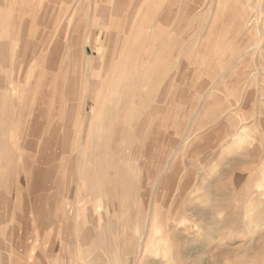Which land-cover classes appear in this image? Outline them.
Masks as SVG:
<instances>
[{"label":"rangeland","instance_id":"374dc122","mask_svg":"<svg viewBox=\"0 0 264 264\" xmlns=\"http://www.w3.org/2000/svg\"><path fill=\"white\" fill-rule=\"evenodd\" d=\"M116 1L0 0V42L10 44L0 73L12 75L0 84V264H264L254 188L264 175V2L128 0V25L114 20ZM230 9L253 16L248 42ZM59 30V54L26 61L28 39L53 43ZM117 46L109 75L104 56ZM47 78L74 89L36 122L29 110ZM90 98L104 115L80 119Z\"/></svg>","mask_w":264,"mask_h":264},{"label":"bare ground","instance_id":"6f19581e","mask_svg":"<svg viewBox=\"0 0 264 264\" xmlns=\"http://www.w3.org/2000/svg\"><path fill=\"white\" fill-rule=\"evenodd\" d=\"M217 1V0H216ZM251 1V3H249V2H247V0H245L244 2H247V3H249L248 5H252L251 6V8H253V10L255 9L254 7H256V5L257 4H259V3H261V2H264V0H250ZM11 2V1H10ZM76 2V1H75ZM217 3V2H216ZM221 3V2H220ZM231 3V2H230ZM18 4V3H17ZM46 4V3H45ZM128 4H129V1L128 0H117L116 1V4H115V7H114V11H115V13H114V20H118L119 19V17L120 16H122L123 15V18H125V23L126 24H128L129 25V23H130V18L131 17H128V15H127V10H126V8H127V6H128ZM223 4V3H222ZM232 4V3H231ZM227 5H228V3H227ZM262 5V4H261ZM221 6V5H220ZM219 6V7H220ZM225 6V5H224ZM230 7V6H229ZM7 8V7H6ZM16 8V7H15ZM51 8V7H50ZM50 8L47 6L46 7V13H45V16L43 15V17H42V19L41 20H43V24L45 25V27H48L49 28V26H51V25H49L50 24V20L49 19H46L47 17H48V15H47V13L49 12V10H50ZM70 8V7H69ZM73 8V7H72ZM223 8V7H222ZM257 8H258V6H257ZM264 8V7H263ZM224 10V9H223ZM223 10H221L220 9V13H222V11ZM225 10H227V9H225ZM256 10V9H255ZM230 12H231V9L229 10ZM264 11V10H263ZM207 12V11H206ZM216 12H219V9L216 11ZM223 12H225V11H223ZM241 13V11L240 10H238L237 12H236V15H235V12L233 13V11L230 13V18H234V19H236L237 17H238V21H240V22H242L241 24V26L239 25L240 24V22H239V24L238 25H236V27L237 28H235L236 29V31H240L242 34H245V39L243 40V41H247L248 42V40H249V38H250V31H248V32H246L245 30L247 29V27H248V22L249 21H252V20H254L253 19V16H252V19H251V17L249 18V19H247L246 21L244 20V19H242L241 17V15H240V13ZM256 12V11H255ZM190 13V12H189ZM188 13V14H189ZM226 13V12H225ZM225 13H224V15L223 14H221L222 16H224V18H225ZM251 13V12H250ZM60 14H62V13H60ZM64 14V13H63ZM218 14V13H217ZM69 15V14H68ZM206 15V14H205ZM220 15V14H219ZM257 15V14H256ZM256 15L254 16L255 18H256ZM65 16V15H64ZM63 16V17H64ZM257 16H259V15H257ZM59 17V16H58ZM63 17H61L62 18V20H63ZM68 17V16H67ZM72 17V16H71ZM172 17V16H171ZM218 17V16H217ZM247 17V16H246ZM28 18V17H27ZM122 18V17H121ZM205 18H206V16H205ZM216 18V17H215ZM223 18V19H224ZM233 18H232V20H233ZM31 19V18H30ZM60 19V18H59ZM66 19V18H65ZM69 19H70V16H69ZM151 19V18H150ZM54 20V19H53ZM140 20V19H139ZM217 20V19H216ZM231 20V21H232ZM257 20V19H256ZM57 21V20H56ZM66 21V20H65ZM121 21H122V19H121ZM245 21V22H244ZM51 22H52V20H51ZM55 22V21H54ZM123 22V21H122ZM262 22V21H261ZM56 23V22H55ZM257 23V22H256ZM258 23H260L259 21H258ZM24 24H25V22H24ZM41 24V23H40ZM64 24V23H63ZM126 24L124 25V27L125 28H127V26H126ZM23 25V24H22ZM59 25H61V24H59ZM257 25H260V24H257ZM138 26V25H137ZM57 27H58V25H57ZM147 27H150V26H148L147 25ZM262 27H264L263 25H262ZM25 28H26V26H25ZM28 28V27H27ZM47 28V29H48ZM59 28V27H58ZM58 28H57V30H56V32L58 31ZM146 28V27H145ZM254 28V27H253ZM64 29V28H63ZM97 29V28H96ZM101 29H103V27L101 28ZM122 29V27H120V28H118V30H116L117 32H116V34H114L113 33V35H112V33L110 34H108V36H109V39L107 38V41H108V45L110 46V45H115V42L117 41V39H119V36H120V30ZM55 30V29H54ZM92 30V29H91ZM231 30V29H230ZM250 30V29H249ZM60 31H62V30H59V33H58V37H56V39L54 40V42L52 43V38H50L49 40L48 39H46V37L44 36L39 42H37V43H35V42H28V40H27V42L26 43H24V46H25V51H26V55L29 53L30 54V56H29V58L26 60L27 62L29 61H31V60H33V59H36V60H38L39 58H42V53L43 52H48L47 53V57H46V59L49 57L50 58V56L52 55H54V54H59V52H61V49L64 47V44H63V42H62V39L61 38H65V37H63V36H61V34H62V32L60 33ZM93 31V30H92ZM143 31V30H142ZM261 31V30H260ZM263 32H264V29L262 30ZM50 32H52L51 30H50ZM111 32H113V31H111ZM241 33H240V35H241ZM262 33V32H261ZM50 34V33H49ZM55 35V34H54ZM93 35V34H92ZM106 35V34H105ZM261 35V41H263V45H262V47H263V49H264V36H262V34H260ZM91 36V35H90ZM49 37V36H48ZM77 37H78V34H77ZM80 37V36H79ZM54 38V37H53ZM95 38V37H94ZM244 38V37H243ZM77 39V40H76ZM91 39V38H90ZM90 39H87V38H85V40L83 39V42H85V44H87L88 46H90L91 47V50L95 53V52H100V50H99V48H97V46H95L94 44V41L92 40L93 39V37H92V39L90 40ZM239 39V38H238ZM116 40V41H115ZM120 40V39H119ZM118 40V41H119ZM26 41V40H25ZM78 38H76V29H75V33H74V36H73V38L71 39V42H70V48H71V50L73 51V54H74V57H75V60H77L79 57H78V52H76V45L78 44ZM242 41V40H241ZM52 44V45H51ZM106 44V43H105ZM208 44L210 45V42H208ZM9 42H7V41H3V42H0V71L2 70V68L4 67V66H6L8 63H9V61H8V52H9ZM79 45V44H78ZM107 45V44H106ZM50 46V47H49ZM108 46V47H109ZM116 46V45H115ZM107 47V46H106ZM206 47H208V45L206 46ZM239 47V46H238ZM241 47H244V45L243 46H241ZM85 48H86V46H85ZM232 48V47H231ZM74 49V50H73ZM113 49H114V47H113ZM119 46H117L116 48H115V51H114V53H111V54H108L107 56H104V58H105V63L104 64H107L108 65V68H109V64H112V62L115 60V58L117 57V52L119 51ZM241 49V48H240ZM235 51V50H234ZM237 51V50H236ZM107 53V52H106ZM105 53V54H106ZM237 53V52H236ZM37 56H39V57H37ZM90 56V55H89ZM264 56V55H263ZM38 58V59H37ZM61 58V57H60ZM90 58V57H89ZM94 58V57H93ZM92 58V59H93ZM46 59H45V61H46ZM57 59H59V58H57ZM128 59V58H127ZM126 59V60H127ZM49 60V59H48ZM48 60H47V62H48ZM25 61V60H24ZM89 61V60H88ZM50 62V61H49ZM58 62V61H57ZM56 62V63H57ZM90 62V61H89ZM245 62V61H244ZM12 63V62H11ZM55 63V64H56ZM65 63V62H64ZM10 64V63H9ZM50 64H51V62H50ZM52 64H53V62H52ZM57 65H58V63H57ZM52 67V66H51ZM107 67V66H106ZM64 68V67H63ZM61 66H57V68H54L53 67V70H57L58 69V71L61 73V71H62V69H63ZM94 70V69H93ZM106 70H107V68H106ZM111 69L109 68L108 69V71H110ZM57 71V72H58ZM65 71V70H64ZM67 71H68V69H67ZM67 71H65V72H67ZM92 71V70H91ZM108 71H106L107 72V74L106 75H108ZM105 72V73H106ZM5 73V72H4ZM59 74V73H58ZM58 74H56V76L58 75ZM111 74V71H110V73H109V75ZM6 75V74H5ZM67 75H68V73H67ZM105 75V76H106ZM109 75L108 76H106V77H109ZM116 75V74H115ZM115 75H114V78H116L115 77ZM118 75V74H117ZM104 76V78L102 79V80H104L106 77ZM113 76V75H112ZM12 75H10L9 74V76L6 78L5 76H3L1 73H0V84L1 83H4V82H6V81H8V85H9V82L10 81H12ZM247 78V77H246ZM238 79H240V80H245V77H244V74L243 73H240L239 74V76H238ZM106 80V79H105ZM104 80V81H105ZM240 80H237V81H235V83L237 84L238 82H240ZM117 82V81H116ZM246 82H249V80L248 79H246V81L244 82V84L243 85H245V83ZM101 83V82H100ZM112 83V82H111ZM110 83V84H111ZM114 83V82H113ZM243 83V82H242ZM109 84V85H110ZM235 84V85H236ZM69 85H71V84H69ZM113 85V84H112ZM103 86V85H102ZM246 86V85H245ZM6 87H7V85H6ZM90 87V88H89ZM238 87H240V86H238ZM10 88V87H9ZM73 87H72V85L70 86V89L68 88V89H66V87H64V85H62V84H60V83H54L53 82V80L51 79L50 81H49V78H47V79H43L42 81H41V85H40V90H39V93H40V98H38L37 99V101L35 102L36 103V105H37V109H35L34 110V108L31 110H29L30 111V113H32V111H34V115L35 116H37L36 118H35V121L36 122H43L42 121V119L44 118V117H46L47 119H48V117H47V115H54V114H56V113H60V111L62 110V108H61V105L59 106V108H56L55 106H54V104H55V102H57L58 100H61L62 98H64V96L66 95V93H68V94H70L71 92L73 93V89H72ZM101 88H103V87H101ZM111 88V86L109 87V89ZM6 89V88H5ZM93 89H94V86H91V85H88L87 87H86V93H85V99L87 98V95L88 94H90V93H92L93 92ZM99 90H98V96L96 95V97H99V96H101V93H102V90L100 91V88H98ZM108 89V90H109ZM7 90H8V87H7ZM12 90V89H11ZM247 90V89H246ZM110 91V90H109ZM108 91V92H109ZM244 93H245V91H243ZM263 93V92H262ZM242 94V93H241ZM5 95V94H4ZM73 95V94H72ZM2 96H3V94H2ZM7 96V95H6ZM245 96V95H244ZM10 97V96H9ZM8 97V98H9ZM88 97H91V96H88ZM242 97V96H241ZM262 97V96H261ZM100 98V97H99ZM98 98V99H99ZM101 99V98H100ZM242 99H243V97H242ZM261 99V98H260ZM263 99V98H262ZM261 99V100H262ZM101 102H102V100H101ZM243 105H244V107L245 108H247L246 107V105H247V102H246V100L244 101L243 100ZM4 103V102H3ZM10 103V102H9ZM8 103V104H9ZM15 103H16V101H15ZM42 103L44 104V106L46 105H48L47 107V109L45 108V107H42ZM99 103L100 102H98V100H92L91 98L90 99H88V100H86L85 102H83L82 104H81V106H80V109H79V112H80V119H82V118H85V116H86V114L88 113V116L90 115L91 117H94L96 114H98V112H100V113H103V115H104V111H103V105H99ZM11 104V103H10ZM13 105V104H12ZM11 105V106H12ZM17 105V104H16ZM5 106V105H4ZM248 106V105H247ZM11 108V107H10ZM27 108L25 107V110H26ZM107 109V108H106ZM7 110V109H6ZM14 110V109H13ZM105 110V109H104ZM255 110H256V108H255ZM1 111V110H0ZM97 111V113H95ZM108 111V110H107ZM105 112H106V110H105ZM1 115V114H0ZM5 115H6V113H5ZM106 115V114H105ZM111 115V112H110V114H109V116ZM113 115V114H112ZM42 116V117H41ZM89 116V117H90ZM108 116V117H109ZM39 117H41V119L39 118ZM79 117V116H78ZM112 117V116H111ZM125 117H126V114H125ZM129 117V116H128ZM6 119H7V117H6ZM93 119V118H92ZM103 119H105V118H103ZM110 119V118H109ZM105 120H107V118L105 119ZM104 120V121H105ZM123 120V119H122ZM89 121V120H88ZM108 121V120H107ZM110 121V120H109ZM124 121H125V119H124ZM31 122V121H30ZM45 122H47V121H44L43 123H45ZM259 123H260V121H259ZM33 124V123H32ZM38 124V123H37ZM41 123H39V125H40ZM86 124V123H85ZM129 124V123H128ZM34 125V124H33ZM43 125V124H42ZM262 125H263V122H262ZM6 126V125H5ZM130 126V125H129ZM8 127V126H7ZM46 127V126H45ZM140 127H142V125L140 126ZM36 128H37V125H36ZM42 128V127H41ZM169 128V127H168ZM52 129V128H51ZM69 129V128H68ZM68 129H66V130H68ZM146 129V128H145ZM5 130V129H4ZM1 131H2V128H1ZM144 131V130H143ZM126 132V125L123 123L122 124V139L125 137L124 136V133ZM138 132V131H137ZM140 132V131H139ZM43 133V132H42ZM68 133V132H67ZM71 133V132H70ZM72 133H73V131H72ZM69 134V133H68ZM33 135V134H32ZM126 135V134H125ZM137 135V134H136ZM35 136H36V134H35ZM70 136V135H69ZM183 136V135H182ZM52 137L53 138H51V139H45V142L43 143V144H39L38 143V145H41V148L44 150V151H46L47 150V152L50 150V147L54 144V142L52 141L53 139H54V136L52 135ZM66 137V136H65ZM37 138V137H36ZM185 138V137H184ZM38 139V138H37ZM185 140V139H184ZM40 141V140H39ZM43 141V140H42ZM4 142V141H3ZM5 143V142H4ZM37 142H35V143H33V144H36ZM57 143V142H56ZM1 144V143H0ZM37 145V144H36ZM70 145V144H69ZM38 147V146H37ZM3 148V147H2ZM55 148V147H54ZM153 147H150V149L149 150H151ZM47 154H44V156H43V160L41 161V162H45L46 160H47ZM160 160V159H159ZM49 169V168H48ZM46 170V169H45ZM44 170V171H45ZM40 171V170H39ZM48 171H50V170H48ZM41 173V172H40ZM42 173H43V171H42ZM48 174H49V172H48ZM47 173H46V176L48 175ZM41 175V174H40ZM42 178V177H41ZM45 182V181H44ZM48 186V185H47ZM0 197H1V195H0ZM46 197V196H45ZM42 199V198H41ZM155 208V207H154ZM157 222H158V220H157ZM158 230V229H157Z\"/></svg>","mask_w":264,"mask_h":264},{"label":"clouds","instance_id":"9594fccd","mask_svg":"<svg viewBox=\"0 0 264 264\" xmlns=\"http://www.w3.org/2000/svg\"><path fill=\"white\" fill-rule=\"evenodd\" d=\"M254 188H259L260 189V193L258 194L257 197H259L260 199L264 200V175H257L254 178ZM255 204V203H254ZM253 204V206H254ZM253 206L250 207L248 209V211H246L245 214V218H247L248 216L251 215Z\"/></svg>","mask_w":264,"mask_h":264}]
</instances>
